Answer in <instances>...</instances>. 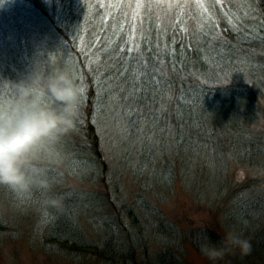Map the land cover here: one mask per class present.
<instances>
[{"label": "rangeland", "instance_id": "rangeland-1", "mask_svg": "<svg viewBox=\"0 0 264 264\" xmlns=\"http://www.w3.org/2000/svg\"><path fill=\"white\" fill-rule=\"evenodd\" d=\"M14 1L0 0L10 13L0 33L13 36L20 48L30 46L31 69L24 71L13 42L0 44V102L14 98L12 82L37 64L45 76L67 71L77 83L82 77L88 99L84 69L66 39L36 1ZM241 16L246 19L235 20L244 24L247 48L230 46L223 58L227 46L214 47L223 55L214 51L209 73L222 75L218 86L237 81L250 99L225 93L220 105L206 101L190 108L186 103L195 95L181 104L166 80L158 84L161 92L151 94L152 104L132 106L124 88L108 86L107 101L100 93L93 117L101 161L82 141L80 123L43 153L50 190L21 194L0 186V264H213L201 245L220 247L228 232L248 239L251 250L244 256L232 250L214 264H264V47L251 33L258 34L250 23L257 18L248 11ZM4 70L14 79L2 81ZM180 122L189 139L181 152ZM50 196L63 197L59 209L46 205Z\"/></svg>", "mask_w": 264, "mask_h": 264}, {"label": "trees", "instance_id": "trees-1", "mask_svg": "<svg viewBox=\"0 0 264 264\" xmlns=\"http://www.w3.org/2000/svg\"><path fill=\"white\" fill-rule=\"evenodd\" d=\"M35 1L57 33L66 39L73 57L84 69L89 97L82 104V128L86 133L82 141L92 144L99 161L103 156L97 149L100 139L93 117L97 112L99 94H104L101 99L107 101L108 86L120 85L124 88V99L132 106L147 107L152 104L151 94L161 92L158 84L166 80L171 94H176L181 104L187 101V95H195L186 103L190 108L206 101L220 105L226 100L222 99L225 93L241 94L250 99L244 89L237 88V81L233 86H218L222 75H210L209 62L214 61V51L223 55L214 47L227 46L223 58L227 52L232 51L230 46L239 44L247 48L248 41L242 33L244 24L235 20L237 16L234 11L240 13L237 18L246 19L241 16L244 11L257 18L255 21L250 20V23L256 24L258 34L251 33L256 46L264 47V0H42V3L32 0ZM176 2L185 6H165ZM137 3L157 6L135 7L134 11L133 7ZM198 5L207 9L211 20L202 15ZM5 9L0 2L2 26V21H8L7 16L10 14L4 13ZM11 37L0 33V44L13 42L18 48V56L22 58L21 66L26 67L24 71L31 69L30 46L28 50L26 47L23 49L24 46L20 48L15 43L17 40ZM19 48L27 52H20ZM1 65L3 62L0 58V70L3 69ZM19 70L20 67L17 72ZM161 70L167 75H161ZM201 77L208 78V83ZM156 78L158 81L152 84ZM5 79H14V76L4 70L1 72V80ZM137 80H142L143 85H135ZM176 108L178 110L179 106ZM127 112L131 116L136 115L132 110ZM180 123V126L176 125V141L181 152L189 139L183 135L182 125L185 123ZM195 132H192V138Z\"/></svg>", "mask_w": 264, "mask_h": 264}, {"label": "clouds", "instance_id": "clouds-1", "mask_svg": "<svg viewBox=\"0 0 264 264\" xmlns=\"http://www.w3.org/2000/svg\"><path fill=\"white\" fill-rule=\"evenodd\" d=\"M12 84L14 98L0 102V186L21 194L33 188L50 190L43 153L77 128L82 89L70 72L45 76L38 64L27 77ZM45 203L59 209L63 197L50 196ZM237 249L241 256L247 255L251 243L231 232L225 234L220 247L201 245V253L213 264Z\"/></svg>", "mask_w": 264, "mask_h": 264}, {"label": "snow or ice", "instance_id": "snow-or-ice-1", "mask_svg": "<svg viewBox=\"0 0 264 264\" xmlns=\"http://www.w3.org/2000/svg\"><path fill=\"white\" fill-rule=\"evenodd\" d=\"M89 6H91V5H89ZM122 6L133 7V5H122ZM154 6H157V5H154V4H152V3H149V4H147V5H145V4H143V3H137V4H135V7H136V8L154 7ZM165 6H166V7L180 8V7H183V6H185V5H182L181 3L176 2L175 4H171V3H170V4H167V5H165ZM198 7L201 8V13H202V15L207 16V18H208L209 20L212 19V17H211L210 15H208V13H207V9H206V8H204L202 5H198ZM78 84L80 85V87H81V89H82V92H83V101H82V104H83V103H85V102L87 101V86H86V84H85V82H84V79H83L82 77L79 78ZM79 123H81V124L83 123V118H82V117L80 118Z\"/></svg>", "mask_w": 264, "mask_h": 264}]
</instances>
